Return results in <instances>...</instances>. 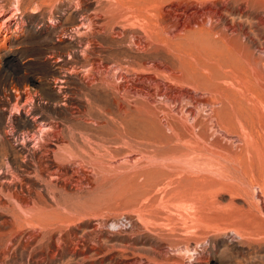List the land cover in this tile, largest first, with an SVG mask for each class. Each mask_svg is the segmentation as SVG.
Returning <instances> with one entry per match:
<instances>
[{
	"label": "rangeland",
	"instance_id": "374dc122",
	"mask_svg": "<svg viewBox=\"0 0 264 264\" xmlns=\"http://www.w3.org/2000/svg\"><path fill=\"white\" fill-rule=\"evenodd\" d=\"M94 2L0 0V264H264V81L259 87L248 77L244 89L242 74L243 67L250 73L249 64L264 77V0L161 1L163 7L175 5L178 15L187 7L201 12L207 5L227 8L217 29L232 27L238 46L217 53H222L217 66L222 71L228 58H234V70L227 75L232 76L218 83L230 89L234 112L244 111V134L234 124L229 133H217L216 127L205 138L221 153L242 161L244 170L238 161L220 163L219 157L205 169V152L184 151L181 161H174V148L190 145L189 138L168 139L156 161L159 165L153 167L149 154L136 152L139 148L131 147L132 142L124 144L125 128L100 85L106 68L133 64L135 70L125 76L137 81L152 74L151 65L178 67L169 57L175 48L155 44L139 52L129 50L127 43L96 28L108 6L103 4L100 11ZM91 20L98 22L94 30L98 34L86 38ZM212 37L198 49L191 44L181 47L187 56H202L218 48ZM241 50L240 62L236 58ZM203 64L199 62L195 70H214L216 65ZM221 99L220 95L212 100L210 108L201 106L200 119L211 109L225 107L221 117H233L232 106ZM126 129L132 138L142 132L136 123ZM52 132L61 139L59 146L51 140ZM150 134L146 135L152 138ZM44 137L48 142L44 150L57 154L42 156L44 150H37ZM64 145L77 153L70 165L84 160L83 171L78 168L75 175L64 171L62 177L51 172L62 166L59 155ZM197 156L203 159L190 164ZM12 177L22 185L12 187ZM15 190H23L20 200Z\"/></svg>",
	"mask_w": 264,
	"mask_h": 264
},
{
	"label": "bare ground",
	"instance_id": "6f19581e",
	"mask_svg": "<svg viewBox=\"0 0 264 264\" xmlns=\"http://www.w3.org/2000/svg\"><path fill=\"white\" fill-rule=\"evenodd\" d=\"M161 1L162 0H107L105 2L104 0H95L94 3L98 4V7H97L98 10L101 9V6H103V4H106L108 6V8H107L108 11H106L104 13L103 17H101L100 13H98L100 15V17H98V19L100 21L102 20V24L99 27H96L98 22L97 21L94 22L91 20L90 24L87 26L88 32L85 33V35H84L86 38L88 36L97 35L98 33H96L94 31L95 27H96V28H99L100 29L99 31H101L102 33L108 32L110 35L109 37L113 38L114 40L119 39L120 41H124V43H127V47L129 48V50H135L136 49L139 52L141 49H146L147 47L155 45V44L162 46L167 50L175 48L173 50L174 51L173 54H171V56H169V57L172 60L174 59L175 62H177L178 67H175V66L169 67L167 65H151V67L148 69H149V71H152V74H148V72H147L148 75L145 74L146 76L141 77L142 79H140V80L137 78L138 79V80L136 79L137 81H129V80H127V78H128V77H126L127 75L125 76V73H129L131 70L132 71L135 70V65H133V64H127L128 68L122 67V65L114 66L112 69H110V67H109V68H106V71L104 72V74L102 73L104 75V77L100 81V83H101L100 85H102L103 91L109 97L110 104H111L110 107L112 106L114 108V110H115L114 115L117 118V121L120 120L121 124L125 128L124 134L122 135V139L124 141V144H127L128 142H132L134 145L131 147L135 148V146H136V148H139V149H137L138 151L136 150V152H140V154H142V153L143 154H149L148 159H149L150 163L152 164L151 167H153V165L155 163H157V165H159L158 164L159 162H156V161L157 160L159 161L161 159L160 157L162 156L164 149H166V146L168 144V142H167L168 139H173L172 141H174V140H176V141L182 140L183 141L184 138L185 139L189 138L191 141L190 145H178L174 148V150H176V152H177L176 156L173 157L174 161H176V162L181 161L180 156L182 155V153L184 151L191 152L194 155L195 154L198 155L200 152H205L206 153V155H205V158H206L205 161L206 162L202 163V164H205V166L203 165L205 169H206V163L208 164L207 166L209 167L210 163H212V160L215 157H219L220 159H222L221 160L222 162H220V163H223V161H225V160H226V163L228 162V164H230L229 160L232 162L235 160L238 161V163L240 164V167H242V169L244 170V164L242 163V161H240L239 159H235L232 156L230 157L228 155L221 153L222 151L220 152V150L217 149V147L213 143L214 141L213 142H207L206 138H205L206 132H209L211 130L213 131L216 129V127H217L216 132L218 131L220 133L221 132L227 133L228 130H230L234 126V124L238 125L237 127H239V129H241V131H243V134H244V122H243L244 121L243 120L244 111L237 110L236 112H234L235 111L234 110L235 99H234V97L233 98L228 97L230 89L228 87H220V84L218 83L219 80H221L222 78H224L228 74H232V71L234 70V67H233L234 66V64H233L234 58H232V59L228 58V66H226V68H222V69H224L222 71L221 67H220V69H217L218 68L217 66H219L218 61H219V58L222 56V53H219V54H217V53L218 52L231 51V50H234L238 46L237 40L234 37V33L236 31L233 30L232 27L226 26L223 28V26H224L223 25L222 30L217 29L218 28V21L225 20L226 15L224 16L223 12L227 11L226 10L227 8H226V6H222L221 8L214 9V8H211L207 5V6L203 7V9H202L203 12H201L200 9L198 10L197 8H195L196 6L194 8L193 7L191 8L188 5L190 8L187 7V9L184 11L180 10L182 13L180 12L181 15L180 14L178 15L179 9L177 8L178 9L177 10L175 8V5H172L170 7H163ZM78 3H80V2L78 1ZM82 4H83V2H82ZM80 6H82V5L80 4ZM82 8H84V7H82ZM103 10L104 9H101L100 11H103ZM96 17H97V15L95 16V18ZM230 17L232 18V16H230ZM232 22L233 21H231V23ZM206 24H208L207 27H206ZM114 25H116L117 27H115ZM211 35L214 36V38L212 37L213 43L216 45H219V46L216 49H213V50L209 49V50L205 51L204 55H202V56H194L195 54L190 55V53H189V56H187L186 50L184 49V47H181L182 45L183 46L185 45V47L187 49V47L189 48V46L194 45V47L196 49H198L197 46L204 44V43H207L209 41V39H211ZM198 42H200V44H198ZM176 47H178V48H176ZM87 49H89V48L86 47L85 50H87ZM195 52H197V51H195ZM84 53H86V51ZM198 54L199 53H197V55ZM237 54H238V56L236 59L241 62V60L243 58L242 50L239 51ZM199 55H201V54H199ZM199 62H203L204 66L207 63H209V64H211L210 65L211 67H212V65L216 64L214 67L215 69L214 70H205V68H204V71H202V70L196 71L195 66L198 65ZM223 62H225V61H223ZM207 66H208V64H207ZM246 66H247V69L250 70V73L247 75L246 74V68L243 67L242 74L244 75V78H245L243 81L244 89H246V86H248L246 84H248V82L250 81L249 78L252 80V82H256L257 85L259 87H261L263 85L261 81H264L263 75H261L254 68L252 70V67L249 64H247ZM137 67L139 68L142 66L137 65ZM109 70H111V73H109L110 72ZM97 71H98V69H97ZM95 74H97V73H95ZM122 75H124V76H122ZM231 76L232 75H229L227 77H231ZM58 82H60V81H58ZM91 82H93V81H91ZM150 82H152L154 84V86ZM201 82H205V84H203V86H201L199 84ZM52 83H53V81H52ZM237 83L238 82H236V84ZM53 84H55V83H53ZM149 84H151L152 87H150ZM167 89H171V90L173 89L174 93L172 92L173 94L171 93V95L168 94L169 92L165 93ZM39 92L40 93L42 92L41 88L39 89ZM197 95H199V96H197ZM220 95L223 98V100L221 99L220 101L223 102L224 100H227L228 105L232 106L231 112H233L232 113L233 117L228 116V115H227V117H224V118L221 117L220 112L225 110L226 107L222 108L223 106H220V104H221L220 103L219 107L222 108L223 110L220 109L221 111L220 110L215 111V110L211 109L210 115L206 114V116L208 115L207 117H205V118L203 117L200 119V117H202V116L199 117V115H198V111L201 110L199 108L201 106H205V108L207 106L212 107L214 105V102H215V101L212 102V100L216 99ZM157 97H163V99L161 98L162 100L160 102H158V101H156ZM131 98L134 99V105L133 106L132 105L130 106V104H129V100ZM67 103H68V101H67ZM68 110H71V109H68ZM202 111L204 112V110H202ZM71 113H73V112H71ZM204 115H205V113H204ZM130 123H132V124L136 123L137 126L142 128V130H141L142 132L138 136L133 137V138L131 137V135H129L127 133V129H126V128H128V125ZM213 128H215V129H213ZM166 130L169 131L170 135H166ZM50 131H53V130H50ZM149 132H151L150 135H152V138L151 137L149 138V136L146 135ZM238 132H240V131L238 130ZM213 133H214V131H213ZM243 134H242V136H243ZM44 135H45V137H47L49 134L45 133ZM210 135H212V134H210ZM225 135H227V134H225ZM225 135L223 134L224 139H226ZM223 136H221V137L219 136V138H222ZM45 137L42 138V142L40 141L43 144L39 148L37 147L38 148L37 150L39 152L44 150L45 144L48 143V142H46L47 140L45 141ZM229 138H230V136H229ZM211 139L212 138H210L209 140H211ZM51 140H54V142L56 143L55 146H57V144L59 146V144L61 143V139H59L56 132L51 133ZM82 140H86V142H87V139H85V137H84V139L82 138ZM216 140H218V139H216ZM249 141L250 140H248V142ZM86 142L84 141V143H86ZM173 143L174 142H172V144ZM72 144H74V142ZM249 144H250V142H249ZM55 146H53V147H55ZM66 146H67V144H66ZM66 146L65 147L61 146V147H63V149H60V150H62L61 151L62 154L59 155L60 158H62L64 160V162H66V165H64L65 163H63L62 159L59 158L61 160L60 162L62 163V166H58V167L54 168L53 171H51L56 176L62 177L64 171H69V172H71L72 175H75V174L79 173L77 171L78 168L81 169L84 167V163H83L84 160L80 161V163L77 160L76 162H78V165L74 162L77 165L76 166L74 164V166H76L77 168L74 167L72 164L71 165L69 164V163H71V161L73 159H76L75 155H77V153H75L74 150H71V151H73L75 154L71 153V151H69L70 148L67 146L69 149H66ZM88 147H90V146L88 145ZM133 148H131V149H133ZM148 149L152 150V151L147 153L146 151ZM79 150H81V149L79 148ZM38 151H36V152H38ZM58 152H60V151H58ZM79 152H81V151H79ZM82 152H85V149ZM51 153L57 154V151L55 153L53 151V149L50 148V150H44L42 156L48 157V155ZM82 154H84V153H82ZM167 157H168V155H167ZM170 157H172V156H170ZM167 159L168 158H166V160ZM199 159H203V158H199ZM199 159H198V156L193 157L191 160H189V163L190 164L191 163L192 164H198V162L201 161ZM214 160H217V159H214ZM213 163H214V161H213ZM48 164H50V163H48ZM56 164H58V163H56ZM233 164H235V163H233ZM39 165H40V163H39ZM175 166H177V165L175 164ZM48 167H49V165H48ZM204 168H201V169H204ZM84 169H85V167H84ZM197 169H199V168H197ZM43 170H45V169H43ZM8 171H9V169H8ZM48 172H49V170H48ZM90 173H92V172H90ZM212 173H213V171H212ZM18 177H16V178L18 179ZM52 177L53 176H51V179H52ZM71 178H72V176H71ZM17 179L12 177V179H10L11 183H9V184L12 187L13 186L18 187V185L21 183V181L19 183V181H17ZM51 179H50V182H52ZM68 179L66 178L63 180L65 183H69L67 181H69L70 179L69 180ZM80 179H82V177ZM65 183H64V185H65ZM78 183H76V185ZM20 185H22V184H20ZM79 189H80V187H79ZM15 194H16V198L20 200L22 198V196L24 195V192H23V190H19V191H16ZM29 194H27V195H29ZM5 195H7V194H5ZM35 217H37V216H35Z\"/></svg>",
	"mask_w": 264,
	"mask_h": 264
}]
</instances>
